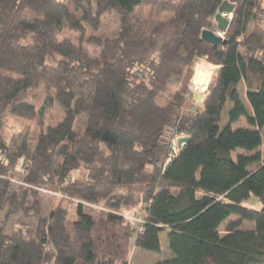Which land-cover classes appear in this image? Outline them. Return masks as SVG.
Listing matches in <instances>:
<instances>
[{
	"label": "trees",
	"instance_id": "obj_1",
	"mask_svg": "<svg viewBox=\"0 0 264 264\" xmlns=\"http://www.w3.org/2000/svg\"><path fill=\"white\" fill-rule=\"evenodd\" d=\"M223 1L0 0V116L40 124L11 135L0 118V264H126L164 232L171 255L153 264H264V0H228L215 46L201 32ZM195 59L219 68L184 112ZM169 131L189 137L174 158ZM42 191L75 217L59 200L42 216ZM140 202L133 232L124 213Z\"/></svg>",
	"mask_w": 264,
	"mask_h": 264
},
{
	"label": "rangeland",
	"instance_id": "obj_2",
	"mask_svg": "<svg viewBox=\"0 0 264 264\" xmlns=\"http://www.w3.org/2000/svg\"><path fill=\"white\" fill-rule=\"evenodd\" d=\"M116 21L114 18L110 17V16H106L103 18V26L102 28L99 30V32H97L96 34H100L101 36L103 35H109L112 34L114 32V28L116 27ZM216 27H217V23H216ZM217 31V30H216ZM215 31V32H216ZM88 34H94L93 32H88ZM222 37H223V33H222ZM90 53H92L93 55H96V50H94L93 47L91 46H87ZM200 60L195 59L193 64H192V70H193V74L192 77L190 79V82L187 86L189 92L191 95H188L186 98V101L184 103V107H183V111L185 112L186 110H188V108L191 106H194V108L196 107H200L202 105H198L197 103H195L192 99L193 96V92L195 91L196 86H198L199 91L198 92H202L203 93H207V86L211 80L212 74L214 71H212V64L210 63H206V61L204 62ZM239 93L241 94L242 98L245 99L243 93L244 90L239 87ZM45 92L44 90L41 88H37L34 89L32 91L29 92V100L33 103V105L37 108H40V106L42 105L43 99L45 97ZM246 102V100H245ZM248 111L249 108L246 105ZM225 109L227 110V107H225ZM224 109L223 114L221 115V119H220V126H224L227 123V116H226V110ZM251 113V112H250ZM62 111L61 109L57 106L54 105L52 107H49L44 115L42 116V122L43 125H53L56 124L62 117ZM0 118L3 120L4 122V127L5 130L8 134L11 135H16L17 133H24L27 130L29 131H33L36 130L37 127H40L39 123H34V121H30V120H24L22 118H16L14 116H10V115H2L0 116ZM239 126H247L246 121L244 120V118L236 121L233 124V127H239ZM171 131L167 132L166 136L170 138V144L173 150V154L171 155V158L176 156L178 151H179V146H178V138L179 137H183V134H177L175 136L172 135V133H170ZM171 134V135H170ZM263 134H264V129H263ZM63 152V149L60 151V153ZM169 160V159H168ZM79 172H72L71 174L74 175L73 177H75V175H77ZM80 174L82 175V173L80 172ZM15 185H13L15 188H17L19 186V184L13 182ZM18 185V186H17ZM17 186V187H16ZM138 191L135 190L134 193L135 195L138 194ZM60 198L59 194H53L51 192H45L42 191L38 194V196L36 197L41 204V214L42 216L45 215L47 213V211L49 210L50 204L53 203L54 205H56L59 203L61 207L66 208L67 209V218L68 219H73L75 217V213H74V203L69 202L66 198H62V199H56V198ZM34 199L33 196L29 197V203H31V201ZM244 205L259 209L260 208V204L257 202V200L254 197H250L249 199L245 200L243 202ZM89 206H92V211L93 212H97L100 210H106L104 209V206L101 204H89ZM130 212L128 213H124V217L128 220H130L132 222V227H133V232H135V228L138 224L137 222V218L141 217V215L144 214V203L140 202L137 205H135L134 207L130 208L129 210ZM135 213V214H134ZM230 218H234V216H231ZM16 219V218H15ZM14 219V220H15ZM245 226L250 228L252 225L248 222H245ZM11 229V225L9 223V226L7 227V231H10ZM166 233H161L160 234V251L159 252H152V251H145V250H141V249H137V248H131V250H129L128 255H127V263L126 264H153L158 260H162L164 258L169 257L170 251L168 249V245H167V237L165 235ZM115 264H121L120 262H116Z\"/></svg>",
	"mask_w": 264,
	"mask_h": 264
},
{
	"label": "water",
	"instance_id": "obj_3",
	"mask_svg": "<svg viewBox=\"0 0 264 264\" xmlns=\"http://www.w3.org/2000/svg\"><path fill=\"white\" fill-rule=\"evenodd\" d=\"M234 6H235V4L229 2L228 0H224L220 4L217 12L214 15V20L217 23V31L213 32V31L208 30V29L202 30L201 38L204 41L211 43L215 46L219 45L223 42L222 33L227 29V27L229 25V19L231 18ZM218 68H219L218 66L214 65V66H212L211 69H212V71H216V70H218ZM205 96H206L205 93L193 92L192 99L198 105H202L204 100H205ZM188 140H189V137H179L178 138L177 142H178V146H179V151L182 149L184 144L188 142ZM172 160L173 159L170 158L169 161L167 162L166 170L169 168L170 162Z\"/></svg>",
	"mask_w": 264,
	"mask_h": 264
},
{
	"label": "built area",
	"instance_id": "obj_4",
	"mask_svg": "<svg viewBox=\"0 0 264 264\" xmlns=\"http://www.w3.org/2000/svg\"><path fill=\"white\" fill-rule=\"evenodd\" d=\"M137 222H141V217H138L137 218Z\"/></svg>",
	"mask_w": 264,
	"mask_h": 264
}]
</instances>
